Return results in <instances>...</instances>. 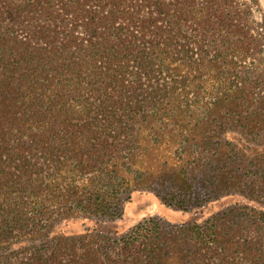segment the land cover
<instances>
[{
  "label": "trees",
  "instance_id": "obj_1",
  "mask_svg": "<svg viewBox=\"0 0 264 264\" xmlns=\"http://www.w3.org/2000/svg\"><path fill=\"white\" fill-rule=\"evenodd\" d=\"M258 2L0 0V264H264Z\"/></svg>",
  "mask_w": 264,
  "mask_h": 264
},
{
  "label": "rangeland",
  "instance_id": "obj_2",
  "mask_svg": "<svg viewBox=\"0 0 264 264\" xmlns=\"http://www.w3.org/2000/svg\"><path fill=\"white\" fill-rule=\"evenodd\" d=\"M254 16L258 21L264 19V0H259L258 5L254 7ZM161 192V187L158 191L135 194L131 201L123 202V210L126 209L125 216L122 222L109 224H101L103 231L114 232L117 231L120 235L131 233V231L139 223L147 220L151 216H159L164 219L178 220V221H192L199 219L197 215L191 213L199 212L201 209L195 206L191 208L190 214H184L182 211L175 209V207H167L157 198ZM158 192V193H157Z\"/></svg>",
  "mask_w": 264,
  "mask_h": 264
}]
</instances>
